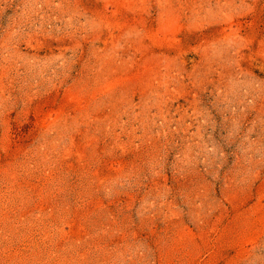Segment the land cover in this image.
<instances>
[{"label":"rangeland","instance_id":"obj_1","mask_svg":"<svg viewBox=\"0 0 264 264\" xmlns=\"http://www.w3.org/2000/svg\"><path fill=\"white\" fill-rule=\"evenodd\" d=\"M0 264H264V0H0Z\"/></svg>","mask_w":264,"mask_h":264}]
</instances>
